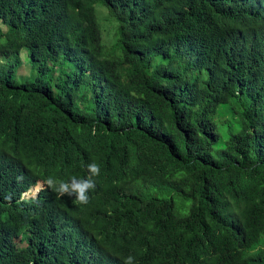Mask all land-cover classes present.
Returning <instances> with one entry per match:
<instances>
[{
	"label": "trees",
	"instance_id": "16d2710c",
	"mask_svg": "<svg viewBox=\"0 0 264 264\" xmlns=\"http://www.w3.org/2000/svg\"><path fill=\"white\" fill-rule=\"evenodd\" d=\"M0 21V264H264V0H0ZM93 160L86 205L22 196Z\"/></svg>",
	"mask_w": 264,
	"mask_h": 264
},
{
	"label": "clouds",
	"instance_id": "9594fccd",
	"mask_svg": "<svg viewBox=\"0 0 264 264\" xmlns=\"http://www.w3.org/2000/svg\"><path fill=\"white\" fill-rule=\"evenodd\" d=\"M86 171L88 174L84 177H78L73 175L67 180L57 179L52 176H48L46 178V182L41 180L37 183V185L34 186L37 187L39 183H41L42 189H45L47 185L49 188L52 189V191L57 194L58 197H74L77 202L86 205L89 202V192L93 191L96 187L95 178L100 175V165L95 160H93L92 162L86 165ZM42 189H39L37 195L32 197H37ZM25 192H23L22 194L23 197H26ZM124 264H135L134 257L129 255L124 260Z\"/></svg>",
	"mask_w": 264,
	"mask_h": 264
},
{
	"label": "rangeland",
	"instance_id": "374dc122",
	"mask_svg": "<svg viewBox=\"0 0 264 264\" xmlns=\"http://www.w3.org/2000/svg\"><path fill=\"white\" fill-rule=\"evenodd\" d=\"M95 13H96V20L101 32L102 41L105 45H107L106 46L107 48H110V46L114 44L117 39L116 30L118 23L115 17L110 12V9L104 6L103 3L100 1L95 2ZM0 28L2 29L3 32L7 30V28L1 23V21H0ZM7 61L8 60L6 57L0 55V64L6 63ZM30 73H31V64L28 59L27 53L23 49L21 51V64L16 69V77L20 79L29 76ZM220 118L222 121L225 120V118H230V115L227 116L226 112H224ZM220 131L224 135L225 132L224 128H220ZM39 189H42L41 183H39L37 187L33 186L29 190H27L25 192V196L26 197L36 196Z\"/></svg>",
	"mask_w": 264,
	"mask_h": 264
}]
</instances>
